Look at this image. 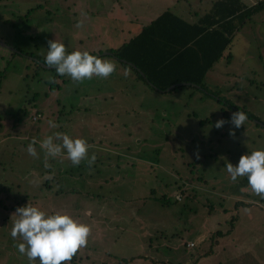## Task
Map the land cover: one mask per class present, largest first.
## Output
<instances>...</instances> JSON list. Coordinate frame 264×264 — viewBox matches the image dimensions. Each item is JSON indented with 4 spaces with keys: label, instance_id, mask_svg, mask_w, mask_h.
I'll return each mask as SVG.
<instances>
[{
    "label": "rangeland",
    "instance_id": "obj_1",
    "mask_svg": "<svg viewBox=\"0 0 264 264\" xmlns=\"http://www.w3.org/2000/svg\"><path fill=\"white\" fill-rule=\"evenodd\" d=\"M216 1L0 0V264H28L10 236L27 203L89 226L67 264H264V197L224 170L264 149V10L236 31L206 92L154 91L110 55L162 13L193 23ZM50 40L115 70L82 82L58 75L44 64ZM57 132L83 138L95 160L74 166L62 150L45 161L39 142Z\"/></svg>",
    "mask_w": 264,
    "mask_h": 264
},
{
    "label": "clouds",
    "instance_id": "obj_2",
    "mask_svg": "<svg viewBox=\"0 0 264 264\" xmlns=\"http://www.w3.org/2000/svg\"><path fill=\"white\" fill-rule=\"evenodd\" d=\"M80 27V24H77ZM45 66L52 68L58 75H66L72 81L82 82L93 76L107 78L115 70L112 62L102 59L88 51L73 50L67 52L65 45L57 40L48 41L47 52L44 56ZM234 127L244 124L246 115L237 111L230 117ZM225 120L215 123L216 128L224 125ZM49 126L56 127L53 121ZM232 135V132L229 133ZM27 145V153L37 156L33 146ZM89 145L83 138H73L66 133H54L39 142V148L44 153L45 161L63 154L72 165H79L87 157ZM88 163L95 160V156L87 157ZM47 167V163L45 164ZM224 170L232 181L238 177H246L250 189L264 197V149L248 151L241 155L234 166L226 162ZM12 221L10 236L15 241L19 236L22 242L15 244L17 251L27 258L28 264L38 260L39 264H67L78 249L86 246L90 228L67 213L54 212L46 214L37 206L27 203L17 207ZM38 258V259H37Z\"/></svg>",
    "mask_w": 264,
    "mask_h": 264
},
{
    "label": "trees",
    "instance_id": "obj_3",
    "mask_svg": "<svg viewBox=\"0 0 264 264\" xmlns=\"http://www.w3.org/2000/svg\"><path fill=\"white\" fill-rule=\"evenodd\" d=\"M262 10L264 2L247 7L241 0H217L195 23L168 11L112 54L154 91L176 85L170 92L184 88L206 92L205 80L236 31L246 18Z\"/></svg>",
    "mask_w": 264,
    "mask_h": 264
},
{
    "label": "crops",
    "instance_id": "obj_4",
    "mask_svg": "<svg viewBox=\"0 0 264 264\" xmlns=\"http://www.w3.org/2000/svg\"><path fill=\"white\" fill-rule=\"evenodd\" d=\"M151 12H153V11H151ZM164 13H165V12H164ZM164 13H162V14H164ZM162 14H161V15H162ZM161 15H160V16H161ZM174 15H175V14H174ZM160 16H159V17H160ZM176 16L180 17L179 15H176ZM159 17H158V18H159ZM154 21H155V20H154ZM154 21H152V22H154ZM152 22H151V23H152ZM142 23H143V22H142ZM151 23L146 22V23H145V24H146L145 26L136 27V29H135V30H136V33H135V35L133 36V38H135L136 36L140 35V34L142 33L143 29H144L145 27H147L148 25H150ZM193 23H195V22H193ZM143 25H144V24H143ZM133 38H132V39H133ZM114 50H115V49H114ZM110 55H113V54H112V50L110 51Z\"/></svg>",
    "mask_w": 264,
    "mask_h": 264
},
{
    "label": "built area",
    "instance_id": "obj_5",
    "mask_svg": "<svg viewBox=\"0 0 264 264\" xmlns=\"http://www.w3.org/2000/svg\"><path fill=\"white\" fill-rule=\"evenodd\" d=\"M39 118H40L39 115L36 116V117L34 116V117H33V121H36V120H38ZM178 198L181 199L180 197H178ZM194 246H195V245H194L193 243H192V244H188V247H189V248H193Z\"/></svg>",
    "mask_w": 264,
    "mask_h": 264
},
{
    "label": "water",
    "instance_id": "obj_6",
    "mask_svg": "<svg viewBox=\"0 0 264 264\" xmlns=\"http://www.w3.org/2000/svg\"><path fill=\"white\" fill-rule=\"evenodd\" d=\"M0 45L3 46V47L9 48V47H7L5 44H3L2 42H0ZM51 69H52V68H51ZM175 87H176V85L170 87L167 91L170 92V91L173 90ZM162 92H163V91H162Z\"/></svg>",
    "mask_w": 264,
    "mask_h": 264
}]
</instances>
